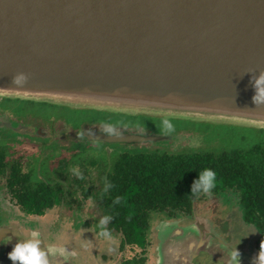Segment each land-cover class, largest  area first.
<instances>
[{
    "label": "water",
    "instance_id": "95a60500",
    "mask_svg": "<svg viewBox=\"0 0 264 264\" xmlns=\"http://www.w3.org/2000/svg\"><path fill=\"white\" fill-rule=\"evenodd\" d=\"M260 71L264 0H0V95L264 128L252 100Z\"/></svg>",
    "mask_w": 264,
    "mask_h": 264
},
{
    "label": "rangeland",
    "instance_id": "374dc122",
    "mask_svg": "<svg viewBox=\"0 0 264 264\" xmlns=\"http://www.w3.org/2000/svg\"><path fill=\"white\" fill-rule=\"evenodd\" d=\"M7 109H11L13 112L11 113ZM3 111L7 112L6 116L19 124V127L16 128L17 131L14 130L16 132L9 131L0 137V149L4 148L9 151L10 162L23 158L26 171L28 169L34 174L38 172L36 165L41 158L50 165L51 169L58 168L60 164L61 167L66 166L64 173H68L66 176L69 175V177L71 172L78 174V172L88 171L92 175L91 178L87 177L85 188L92 190L101 188L98 185L102 184L105 174L113 168L119 155L125 150L132 151V148L135 150L146 149L147 151H156L160 148L161 151L166 150L171 153L214 152L218 154L236 149H249L257 144L264 145V128L222 121L145 116L0 95V113L4 114ZM73 119L76 123L70 122L74 121ZM164 120H168L173 125V131L165 130ZM80 122L82 123L78 126L77 123ZM86 127H95L108 132L125 131L147 135H167V138L163 140L168 141H161L160 144L119 145V147L103 144L85 145L82 143L81 132ZM38 130L44 132V135L38 134ZM80 147L84 148L80 150ZM44 166L40 172L49 176L50 172ZM65 180H68L67 177ZM34 183L36 184L38 181H34ZM95 185L97 186L95 187ZM5 188L6 180L0 178V189ZM230 195L232 198L238 197L235 194ZM6 199L7 203H11L10 197L7 196ZM67 200L71 201L72 208L65 203ZM65 202L59 208L46 211L43 216L44 220L53 221L51 223L53 228L60 226V230L57 228L48 229L50 234H54L53 237L57 243H63L64 248L66 244L73 245L79 249L80 254L88 256L89 251L92 252V247H94L90 241L100 246L108 242V245L115 249V252L111 253L118 254L116 248L119 246L121 234L113 231L110 233V238L99 235V221L101 218L109 216L100 200L87 199L82 195L66 198ZM207 215L210 213L208 212ZM64 218L68 221L67 223L62 221ZM36 220L41 221L38 217ZM204 222V215L197 216L194 220L171 221L169 222L171 224L170 232L174 234L176 230H189V226L193 223L204 226ZM164 224L159 222V219L154 224L151 232L152 243L149 244L146 251L137 247L134 249L127 247L128 251L125 252L128 256H140L145 253L147 264H156L157 256L161 252V233ZM108 227L109 222L106 225L107 229ZM209 240L211 239L208 237ZM58 247H62V245H58ZM98 248L102 250V247ZM181 251L184 252V250H177V255ZM108 252H110L109 249ZM117 257L114 264L119 263L120 256Z\"/></svg>",
    "mask_w": 264,
    "mask_h": 264
},
{
    "label": "flooded vegetation",
    "instance_id": "af4514ba",
    "mask_svg": "<svg viewBox=\"0 0 264 264\" xmlns=\"http://www.w3.org/2000/svg\"><path fill=\"white\" fill-rule=\"evenodd\" d=\"M8 111L11 113L13 112L11 109ZM3 112L4 114L0 113V137L4 136L6 133H9V131H12L11 133L16 132V128L19 127V124L16 121L6 116V111ZM70 122L76 123L75 120ZM81 123L82 122L77 123V125L79 126ZM87 130H96L108 134L125 132H108L102 131L95 127H86L83 128L81 132L83 136L82 143L85 145L103 144L106 146L119 147V145L126 146L150 143L160 144L161 141H168L158 140L139 143H110L106 141L88 139L85 136V132ZM129 133L147 135L137 132ZM38 134L44 135V132L38 130ZM162 136H166L167 138V135ZM82 148L80 147V150H82ZM157 150H160V148L156 149V151ZM132 151H135V148H132ZM1 156H3L2 160ZM8 158L9 151L1 148L0 178H4L6 180V188L0 189V264H12V261L8 258V252L12 250L13 246L18 240L28 238L33 230H36L40 233L42 248L46 249L50 245H54L56 247H58V245H62L64 248L63 243H57L53 237L54 234L52 235L50 234V230L48 231V229L55 228L60 230V226H54L53 228L51 225L53 221H46L43 219V216H45L46 211L61 207L66 198L79 197L82 195L85 197L86 181H88L87 177L91 178L92 175L90 172L85 171L83 173L78 172V174L71 172L70 177L69 175L66 176L68 174L64 173L66 166L61 167L60 164L58 168L51 169L50 165L46 164L42 158L36 165L38 166V172L34 174L31 173V171H28V169L26 171L23 158L12 160V162H10ZM43 165H45V169L50 172L49 176H45L40 172ZM15 171H18V173ZM16 175H21L22 177L29 175L33 186H40L44 183L50 185L53 190L55 189L54 191L57 193V195L62 197L61 201L55 204L53 207L47 209L44 213H33L32 211L26 209L14 197L15 192L9 188L8 181ZM66 177L69 181L65 180ZM103 180H105V176ZM34 181H38V183L35 184ZM103 182L102 184L98 185L101 188H96L95 190L87 188L92 193V197L99 195L102 192L104 187ZM96 186L97 185H95V187ZM230 194L238 195V197L232 198ZM7 196L10 197L11 203H7ZM70 202L67 200L65 203L68 204L70 208H72L73 206ZM208 212L210 215H207ZM200 215H204V226L193 223L189 226V230H176L174 234L170 232L171 224H169V222L177 220L185 221L188 219L194 220ZM36 217L40 218L41 221L36 220ZM158 219L159 222L165 224L163 225V232L161 233V252L157 256L156 264H210L209 262L213 264H230V253L236 247L241 253L240 264H252V258L259 252L261 241L264 240V227L261 225L264 220H258L256 217L250 219L248 218L246 215L245 203L241 199V194L239 191L233 189L219 192L211 191L209 194H201L200 197L194 201L192 213L188 214L184 212L179 215L163 213L152 215V222L151 226L149 227L150 229L147 231V244L145 247L139 246L138 244H126L123 246L122 239H120L119 246L116 248L118 254H115L111 253L112 251L115 252V249L111 245H108V242L104 241L106 243L100 246L99 244H95L94 242L91 243L90 241V244L94 245V247H92V252L89 251L88 256H83L80 254L78 248H75L73 245L69 246L70 244H66L65 250L67 253V261H65L63 258L57 257L55 258V264H114V260H117L118 255L120 256L118 264H147V256L145 253L141 254L140 256L135 255L132 257L128 256L125 251H128L126 250L127 247H131L132 249L137 247L142 249V251H146L149 244L151 245L152 243L151 232ZM62 221L66 223L68 222L65 220V218L62 219ZM208 237L211 240L208 241ZM106 246L108 247L106 248ZM98 247H102V250H100ZM108 249L110 252H108ZM177 250H184V252L181 251L179 252L180 254L177 255ZM73 252H75V255L71 254ZM50 259L53 258L50 257Z\"/></svg>",
    "mask_w": 264,
    "mask_h": 264
},
{
    "label": "trees",
    "instance_id": "16d2710c",
    "mask_svg": "<svg viewBox=\"0 0 264 264\" xmlns=\"http://www.w3.org/2000/svg\"><path fill=\"white\" fill-rule=\"evenodd\" d=\"M204 168L217 172V184L212 191H239L248 218L264 220L263 144L218 154L125 151L105 174L102 192L92 197L86 188L85 197L102 202L111 217L108 230L121 234L123 246L145 247L152 215L193 212L194 201L203 193L192 194L190 186ZM8 184L19 203L33 213H44L62 199L46 183L33 186L29 175H16ZM107 184L111 187L105 190ZM261 225L264 227V221Z\"/></svg>",
    "mask_w": 264,
    "mask_h": 264
},
{
    "label": "clouds",
    "instance_id": "9594fccd",
    "mask_svg": "<svg viewBox=\"0 0 264 264\" xmlns=\"http://www.w3.org/2000/svg\"><path fill=\"white\" fill-rule=\"evenodd\" d=\"M28 79L24 72H18L12 77V81L16 85H23ZM255 93L252 97L253 103L256 106L264 105V71H260L259 75L252 76ZM166 131H173V125L168 121H163ZM191 170V169H190ZM217 172L212 168H204L198 171L191 183L190 191L192 194H209L216 187ZM111 187L106 185L105 190ZM118 202V199H117ZM111 217L105 216L99 221L100 232L99 235L110 238V232L106 228ZM40 233L33 230L28 238L20 239L13 246L12 250L8 252V258L12 264H55V258L60 257L67 261V253L65 248L56 247L54 245L48 246L46 249L41 247ZM75 255V252L71 253ZM241 253L236 247L230 253V264H240ZM53 258V259H50ZM252 264H264V240L261 241L259 252L252 258Z\"/></svg>",
    "mask_w": 264,
    "mask_h": 264
}]
</instances>
